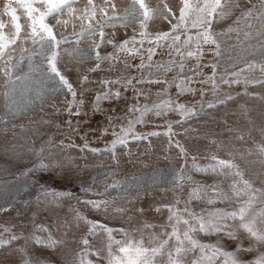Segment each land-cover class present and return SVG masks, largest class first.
I'll return each instance as SVG.
<instances>
[{
  "label": "rangeland",
  "instance_id": "374dc122",
  "mask_svg": "<svg viewBox=\"0 0 264 264\" xmlns=\"http://www.w3.org/2000/svg\"><path fill=\"white\" fill-rule=\"evenodd\" d=\"M6 3L7 0H0V19L7 24L3 34L11 39L15 29L4 13ZM106 3L109 6L104 8ZM145 3L152 17L147 32L153 35L168 32L177 23L181 0H145ZM113 4L115 8L111 7ZM93 5L94 18L81 19L85 8L90 10L91 6H87V0H75L73 13L65 10L57 17L67 21V25L54 29L70 39L61 45V49L68 51L62 53L58 67L73 84L75 99L82 101L71 108V113L79 108L80 114L73 115L68 110L73 99L71 94L55 79L48 78L44 57L38 54L39 43L33 44L26 38L31 21L24 9L13 4L22 30L0 59V209H4L0 211V240H10L13 235L20 238L0 247V264H23V256L17 251L20 248L26 250L32 264H80L81 260L84 264L89 261L108 264L109 245L113 253H118L119 245L113 241L141 240L149 248L167 240L154 264H168V253L171 251L175 256L178 243L175 237L169 239L173 227L182 239L188 227L182 221L177 224L176 217L192 223L189 212L207 219L217 209L230 212L239 208L238 201L248 198L236 197L233 192L234 183L237 187L243 186L240 177L233 175L234 169L202 172L199 168L216 165L217 160L231 161L253 189L264 191V153L260 151L264 148V0H229L225 9L229 14L214 21L212 28L218 34L220 56L208 50L214 46L204 45L199 75L195 74V57L182 58L175 54L168 47L171 41L161 42L163 46L157 48L151 62L143 52L150 46L145 41L141 49L143 68L137 67L141 64L140 54L117 52L114 44L133 35L140 39L139 21L133 22L131 17L127 26L122 19L103 26L105 40L112 39L114 43H103L97 50L102 56L114 54L119 59L104 60L99 69L90 71L97 63L94 42L100 39L98 34L91 33L108 17H124L132 0H93ZM34 7L42 8L40 4ZM249 9L251 16H245L243 13ZM46 22L54 24L55 20L49 16ZM230 28L233 30L228 31ZM177 31L182 34L176 46L185 52L183 41L187 36L183 34L184 29ZM197 31L190 28L188 34L195 39ZM73 32L84 35L76 37ZM193 46L194 43L189 45ZM9 54L12 59L6 64ZM182 59L183 69L179 67ZM213 63L216 64L215 89L211 81L202 82L212 76ZM5 68L10 71L14 84L4 75ZM84 76L88 82L82 83ZM222 77L239 83L224 84ZM129 78L135 79L127 88L120 84L108 85L113 91L119 89L121 96L101 101L96 110L95 98L106 90L100 83L102 80ZM140 79L156 82L137 83ZM181 81L182 86L195 91L181 93L177 86ZM136 90H142V94L137 95ZM8 92L10 97L5 95ZM229 95L232 99H227ZM168 99L193 108L196 115L177 124L181 116L175 111L161 116L155 115V110L149 111L143 117L144 122L136 124L134 132L129 134L127 146H117L115 158L105 151L116 139L113 132L121 133L130 120L140 115L128 111L131 105L151 107ZM10 101H15L14 114L9 113ZM209 103L215 106L208 107ZM169 122L175 133L171 143L170 137L163 134ZM150 132L161 135L141 140L132 138L135 133ZM176 141L185 149L184 155L176 147ZM85 144L88 148H84ZM90 148L100 151L93 153ZM42 159L48 165L46 169L39 167ZM193 164L199 167L194 168ZM113 171L115 175L111 174ZM177 172L184 179L177 180ZM116 181L121 183L119 188L109 187ZM42 188L70 195L53 199L42 195ZM210 199L215 202L209 203ZM89 200L105 201L107 209H94L85 203ZM169 208L176 213L171 221ZM262 208L264 196L257 199L251 213L254 215ZM78 215L114 229L112 240L102 230L90 235L91 225L78 220ZM224 223L233 225L234 222L225 220ZM235 223L238 225V221ZM41 227L46 231L40 230ZM233 231L235 239L223 232L191 235L201 244L234 253L243 264H255L259 255L264 254V246L256 244L243 229L233 228ZM33 236L45 241L51 236L58 243L54 248L37 245ZM83 239L88 240L87 245L82 244ZM183 247L181 264H194L201 258L199 248L188 251L191 246L187 242ZM249 247L251 251H239ZM206 254H210L209 250ZM223 259L217 258L215 264H221Z\"/></svg>",
  "mask_w": 264,
  "mask_h": 264
},
{
  "label": "snow or ice",
  "instance_id": "6c2138e0",
  "mask_svg": "<svg viewBox=\"0 0 264 264\" xmlns=\"http://www.w3.org/2000/svg\"><path fill=\"white\" fill-rule=\"evenodd\" d=\"M19 5L24 12L27 14L28 19L31 21L29 25L31 31L26 34L27 39H31L33 44L39 43V55L44 57V61L47 65L48 70V78L55 79L57 84L65 89L67 93H70L72 96V100L69 101L68 110L71 113V108L73 106H78L82 103V101H77L76 98V90L73 84L68 80V78L62 74L60 68L58 67L59 58L61 57L64 51H68L66 49H61V45L63 43L70 42L69 36L63 33H57L54 29L59 25H67V21L58 19L59 15L64 12L65 10L71 14L75 11L72 5L75 3V0H7V3L4 7V13H6L10 17V22L13 25L15 31L12 33L11 39H6L5 35L3 34L2 30L7 27V24L0 19V59L4 57L5 50L9 47L10 44L15 43L16 39L20 37V32L22 30V25L18 22L20 17L17 15V8L13 6V4ZM35 4H40L42 8L34 7ZM229 5V0H181V7L179 10V16L177 19V23L171 25V30L168 32H156L154 35L147 32V26L149 20L152 18L150 15V9L146 5L145 0H132V5L130 9L126 10L125 16L122 18H118L116 16L108 17V20H105L101 27L92 32L93 35H99L100 39L97 42H94L93 50L95 51V60L97 61L94 68L90 69V71H96L100 68V63L104 60H116L119 59L118 56L114 54H109L107 56H102L100 52L97 50L99 49L100 45L103 43L113 44L114 41L112 39L105 40V33L103 31V26L108 24L109 21L122 19L125 22V26H127V22L129 17L132 18L133 22L139 21L140 24V31L138 33L140 39L137 40L136 35H133L131 38L124 40L123 42L114 44V47L117 52H124L127 54L141 55V64L137 67L143 68L144 65V56L141 53V49L145 41L148 42L150 45L148 48L143 49V52L147 53V59L151 62L152 57L156 54L157 48L163 46L161 42L171 41L172 43L168 44L170 49H173L175 54L181 55L182 58H190L195 57L197 64L195 72L196 75H199L200 70V59L204 53V45L214 46L209 47V51H212L215 56H220V43L218 42L216 36L217 33L213 32V24L214 21L223 19L225 16L229 14L228 11L225 9ZM87 6H91L89 10L88 7L85 8L84 16L81 19H88L91 21L92 18L95 16V6L93 5V0H87ZM109 5L106 3L104 8H107ZM238 7L239 5H234ZM111 7L115 8V5H111ZM34 13H38V15H34ZM107 15V13H104ZM245 16H251L252 10L249 9L243 13ZM53 17L55 20L54 24H50L46 22L47 17ZM175 18V14H173ZM143 17V19H141ZM167 19V17H165ZM189 18H191L190 24L188 23ZM171 23V21H169ZM194 28L198 29L195 39L192 35L188 34L189 29ZM178 29H184V33L187 38L183 41V46L187 49V51L182 52L180 47L176 46V42L180 41L181 32L177 31ZM233 29H229L228 31H232ZM59 35V38H58ZM73 36L82 37L84 35L83 32H73ZM79 41L77 40L76 43ZM193 47H189V45L193 44ZM139 44V48L136 45ZM132 45V47H129ZM79 54V53H78ZM12 59L11 55L9 54L8 60L5 61L7 64L8 61ZM29 61H31V57H29ZM173 64L175 62H172ZM213 73L212 76L207 78L208 82L211 81L214 89L216 87V64L213 63L212 65ZM31 67V63H30ZM171 67V65H169ZM179 67L183 69L184 63L183 59L179 63ZM168 70V69H166ZM4 75L8 78L9 82L14 84V79L10 73V71L5 68L3 69ZM233 75H237V73H233ZM132 79H120V80H109L105 79L102 80L100 83L102 86L106 88L105 91L102 93H98L95 98L96 110H99L100 102L103 100H113L119 99L121 93L119 89L113 91L111 88H107L108 85H115L120 84L127 88L129 85H132ZM83 82H88V77L84 76L82 78ZM153 83L156 81L149 80L144 81L143 79L137 80V83ZM221 82L224 84H231V83H239V80H228L222 77ZM183 85V81L181 84L177 86L180 89V92L183 93L184 91H195L192 88H185ZM137 95L142 94V90H136ZM6 96H11V92L5 93ZM39 95V94H37ZM227 99H232L229 95ZM224 101H221L223 103ZM15 101H10L9 103V113L14 114V109L12 104ZM214 104L209 103L208 107H214ZM155 110V115L161 116L166 114L168 111H175L181 116V120L177 121V124H182L186 120L194 117L196 115L195 111L191 107H187L182 103H178L173 100H164L160 103L153 104L151 107L147 104L140 105V104H133L129 107L128 111L135 113L139 112L140 115L137 116L134 120H130L125 128H122L121 133L113 132V135L116 136L111 142V146L106 148L105 151L111 153L113 157H116V148L117 146H124L126 147L128 144V137L129 134L134 132V127L138 123H143L144 115L149 112ZM73 115H79V108L77 107V111L75 113H71ZM111 119V118H110ZM107 131V129H105ZM164 135H168L170 137L175 135L172 131V124L171 122L168 123V128ZM161 135L159 132H150L147 135H142L139 133H135L132 138L134 140H141L146 139L147 136H158ZM176 147L179 148L181 155L185 154V149L178 141L175 142ZM84 148H88V145L85 144ZM83 150V149H82ZM89 151L96 153L100 151L99 149L90 148ZM43 151V148L40 149ZM260 151L264 153V148H261ZM195 159V158H193ZM215 159V157H213ZM39 167L42 169H46L48 165L43 163V159L40 161ZM194 168H198L199 166L193 164ZM224 168L234 169L233 175L240 177V183H242V187H237V184L234 183L232 185L233 192L235 193L236 197H243L247 196L246 200H239V208L230 211V212H223L222 210L217 209L215 212L209 214V218H205L203 216H197L194 213L189 212V216L192 220V223L189 222L188 219H183L182 217H176L177 224L181 221L184 225L188 227L183 231V239L181 238V234L178 230L173 227V231L169 236V239L175 237L177 240V246L175 247V256L170 251L168 253V264H181L179 259L182 252L185 251L183 245L187 242L191 247L187 249L191 251L193 249L199 248L201 258L199 260L194 261V264H215V261L219 257H223V261L221 264H243V262L234 254L230 252H225L217 246L214 245H205L201 244L198 240H196L191 233L194 232H204L205 234L213 233V232H223L229 238L235 239V231L233 228L243 229L248 236L253 239V241L261 246H264V208H262L259 212L255 213L254 215L251 213V209L253 208L254 203L257 201L259 197L264 196V191L259 189H253L252 184L248 181L243 179V173H241L237 166L234 165L231 161L226 160H217L216 165H210L207 168H199L202 172L211 171H218L223 170ZM115 175L116 173L113 171L111 173ZM107 175V174H105ZM176 179H184L181 177L179 172H177ZM190 179V177H188ZM121 183L119 181L114 182L113 184L109 185L111 188H119ZM42 195L44 196H52L53 199L57 197H62L65 195H70L69 193L63 192H55L50 191L48 189L42 188ZM195 194V192H194ZM218 198L224 199L225 197L218 196ZM214 199H210L209 203H214ZM86 204H90L94 209H107V203L105 201H96V200H89L85 201ZM4 209H0L2 211ZM159 210V209H157ZM117 211H122V209H117ZM170 213L172 215L169 216V220L171 221L176 213L173 211L172 208H169ZM186 212L189 210L186 208ZM78 220H84L85 223L91 225L89 228V234H94L97 230L105 231L109 239L112 240V232L114 229L108 228L106 225L101 224L100 222L96 221H89L86 217L77 216ZM225 220L233 221V225H229L224 223ZM238 221V225L235 223ZM42 231H46L43 227H41ZM8 231V229H5ZM20 237L13 235L10 240H0V247H4L12 243V241L19 239ZM32 239L35 241L37 245H42L48 248H54L57 241L53 240L51 236H49L48 240H41L39 237L33 236ZM115 244L119 245L118 253H113L111 251V245H109V256H108V264H154V259L156 256L162 253L163 248L168 243L167 240L162 241L156 247H145L143 241H133V242H122V241H113ZM82 244L87 245L88 240L83 239ZM206 250H209L210 254H206ZM252 248L249 247L248 249H239V251H251ZM22 256H23V264H32L31 258L27 255V252L24 248L17 249ZM80 264H84L83 260L80 261ZM88 264H92L91 261ZM255 264H264V254L259 255V258L255 261Z\"/></svg>",
  "mask_w": 264,
  "mask_h": 264
}]
</instances>
